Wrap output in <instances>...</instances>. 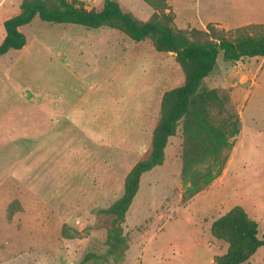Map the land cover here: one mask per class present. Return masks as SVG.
Returning a JSON list of instances; mask_svg holds the SVG:
<instances>
[{
  "label": "rangeland",
  "instance_id": "rangeland-1",
  "mask_svg": "<svg viewBox=\"0 0 264 264\" xmlns=\"http://www.w3.org/2000/svg\"><path fill=\"white\" fill-rule=\"evenodd\" d=\"M81 1L99 10L104 0ZM21 2L8 0L0 18L19 13ZM117 2L141 21L153 13L142 0ZM168 2L179 28L264 24V0ZM21 29L30 50L0 76V264H93L85 255L105 253L112 221L102 210L149 156L162 96L185 76L173 54L109 27L36 16ZM18 57L9 52L0 65ZM204 88L229 95L242 123L221 174L188 195L180 125L163 164L140 179L123 226L129 249L103 264H213L227 244L211 223L235 206L264 234V57L220 56ZM247 263L264 264V247Z\"/></svg>",
  "mask_w": 264,
  "mask_h": 264
},
{
  "label": "trees",
  "instance_id": "trees-1",
  "mask_svg": "<svg viewBox=\"0 0 264 264\" xmlns=\"http://www.w3.org/2000/svg\"><path fill=\"white\" fill-rule=\"evenodd\" d=\"M142 1L153 9L146 21L123 11L117 0H104L99 10L86 8L81 0H22L20 12L3 23L5 37L0 43V56L24 48L27 38L20 27L38 16L42 21L56 24L109 27L135 42L149 39L156 51L173 54L184 73V83L162 96L160 120L153 132L149 156L133 166L126 177L123 195L102 210L112 221L105 253L85 255L84 261L92 260L93 264L124 258L129 245L123 226L140 179L163 164L168 140L177 134L180 125L184 138L181 176L188 195L199 193L221 174L228 158L224 153L232 149L242 123L230 96L215 88L205 89L204 81L214 71L220 56L231 62L264 57V24L226 29L210 22L204 29L179 28L168 0ZM203 166L204 170L200 171ZM210 231L227 244L225 253L213 257V264H245L264 247L259 224L241 206L215 219Z\"/></svg>",
  "mask_w": 264,
  "mask_h": 264
},
{
  "label": "crops",
  "instance_id": "crops-1",
  "mask_svg": "<svg viewBox=\"0 0 264 264\" xmlns=\"http://www.w3.org/2000/svg\"><path fill=\"white\" fill-rule=\"evenodd\" d=\"M8 0H0V11L2 8H4V5L6 4ZM175 11V10H174ZM5 13H8V11H5ZM18 14V13H17ZM7 15V14H6ZM4 16L2 18H0V43L2 42V40L4 39L5 37V30H4V27H3V23L6 19L12 17V16ZM16 15V14H15ZM177 18V17H176ZM175 22H176V19H175ZM2 27H3V30H2ZM22 27H20V30L22 31L21 29ZM30 45V44H29ZM26 45L24 46L23 49L21 50H10L9 52H14L15 54H18L20 57H18L16 60H14L13 62L10 63L11 66H7V65H0V76L3 75V76H8L10 73H12L14 70H16V68L18 67V65L24 60V58L27 56V52L28 50H30V46ZM32 47V46H31ZM8 52V53H9ZM7 53V54H8ZM5 54V55H7ZM13 54V53H12ZM4 56V55H2ZM24 96L26 97L27 94L24 93ZM27 98V97H26ZM250 262V261H249ZM248 264V263H246Z\"/></svg>",
  "mask_w": 264,
  "mask_h": 264
}]
</instances>
